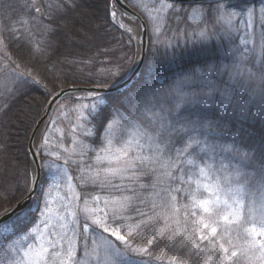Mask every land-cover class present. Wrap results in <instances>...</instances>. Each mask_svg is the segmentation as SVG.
I'll return each instance as SVG.
<instances>
[{"label":"snow or ice","instance_id":"obj_1","mask_svg":"<svg viewBox=\"0 0 264 264\" xmlns=\"http://www.w3.org/2000/svg\"><path fill=\"white\" fill-rule=\"evenodd\" d=\"M177 2L152 0L149 6L133 0V7L147 14L158 35L169 13L184 11L191 18L198 12L205 25L215 13L221 27H198L192 37L185 33V43L192 44V56L202 54L197 47L206 49L223 31L219 46L230 62L194 63L170 83L157 84L154 76L111 110L103 85L94 81L83 90L75 83L49 90V108L66 93H84L73 94V104L58 109L75 116L74 148H65V155L49 151L48 137L41 135L33 156L42 162L33 161L22 188L17 186L22 198L0 213V264H264V32L258 44L249 36L240 38L243 49L227 48L224 38L234 43L228 33L242 14L236 6L216 0L209 9L186 11ZM120 5L121 0H110L108 15L114 22L119 17L116 26L131 43L139 33ZM18 6L20 14L0 26V95L14 99L41 81L28 63L12 56L9 40L23 38L43 52L40 45L57 34L58 19L80 5L18 0ZM253 12L246 9L248 28ZM37 33L42 40L34 39ZM152 68L157 74L161 69L155 57ZM109 75L115 78L111 87L119 66ZM7 107L0 105V111ZM97 141L104 146L95 151L89 145ZM48 156L52 159H44ZM70 163L75 177L69 175ZM73 180L105 194L74 193L70 203L77 202L78 211L65 204L66 217L52 207L51 195ZM38 190L39 223L19 230L32 212L25 202ZM29 240L33 243L26 244Z\"/></svg>","mask_w":264,"mask_h":264},{"label":"trees","instance_id":"obj_2","mask_svg":"<svg viewBox=\"0 0 264 264\" xmlns=\"http://www.w3.org/2000/svg\"><path fill=\"white\" fill-rule=\"evenodd\" d=\"M17 1L15 0L11 4L12 10L1 11L4 18L2 26L10 23L9 17L14 19L15 15H19L22 11ZM126 1L129 4L133 2V0ZM233 1L237 2L238 7H241L249 2L257 3L259 0ZM215 3H177V8L186 11L209 9L214 7ZM78 4L79 7L69 10L67 16L58 19L57 23L60 27L57 34L48 37L45 44L40 45L45 49L43 52L34 51L33 46L23 38L9 40V52L14 58L28 63L41 83L25 89L27 95L20 98L14 99L7 94L0 97L3 101L0 105L8 106L6 111H0V213H3L5 209L12 208L17 200L22 198L17 186L22 188L25 173L30 172L28 143L33 128L51 100V96L48 94L49 90L54 89L55 92H59L61 87H71L73 83L76 86H91L89 81L109 87L108 85L115 79L109 75L110 71L115 72L119 66L120 76L116 79V83H118L128 74L135 62L136 46L134 41L129 43L128 35L123 33L108 15L110 0H78ZM213 16L212 13L207 17L208 22L205 25V21L199 17L198 12L193 13V20L187 18L184 11L179 14L169 13L167 26H163L164 36H166L164 46H166V42L177 41V37L180 38L179 43H172V47H168L167 50H164V47L159 49L157 44L153 43L152 38L148 36L146 61L134 86L123 95L105 94L110 100V110L118 106L123 98L131 96L146 82L152 83L154 76L156 79L162 78L163 81L170 83L176 72L191 67L194 63L229 61V58L223 55L225 48L219 46V35L213 38L212 44L206 49L201 50L197 47L196 52L201 53L202 51V54L195 56L189 52L192 49V44L185 43V33L192 37L194 30L198 27L212 26ZM214 26L217 28L218 24ZM34 39L40 41L43 37L37 33ZM223 43L229 48L224 41ZM154 57L161 64L158 74L152 68ZM106 80L108 84H105ZM44 84H47V88L43 87ZM64 102L73 104L72 98L61 100L47 121H50L54 111ZM256 127L259 125L257 124ZM102 146L103 143L100 141L95 144L90 143L91 148L99 149ZM40 162H42L41 156ZM70 166L75 177L77 171L71 164ZM76 183L81 195L100 192L98 188L91 186L84 188L78 181ZM37 202L40 203L39 190L29 204L32 208L31 214L19 226V230L36 223L39 213L33 209V205ZM161 247L162 245H156L157 250Z\"/></svg>","mask_w":264,"mask_h":264},{"label":"rangeland","instance_id":"obj_3","mask_svg":"<svg viewBox=\"0 0 264 264\" xmlns=\"http://www.w3.org/2000/svg\"><path fill=\"white\" fill-rule=\"evenodd\" d=\"M14 1L15 0H0V26H2V21L4 19L1 11L4 12V10L8 9V7H7L8 4H13ZM225 2L228 3L229 5L236 6V10L241 11V13H242L240 17H237L233 21L234 27L228 33V36L231 37V39L234 41V43H231L229 41V39L227 37H225L224 42L226 43V45H228L229 48L240 47L241 49H243L244 45L240 44V38L247 39L249 36H252L254 38V40L256 41V43L258 44L260 34L262 32H264V20H261V18H260V7L262 4H264V0H259L257 3L249 2L248 4L242 5L241 7H238L236 4L237 2H235L233 0H231V1L225 0ZM17 3H18V1H17ZM144 3H147V4H149V6H151L152 0H144ZM130 5L133 7V2H131ZM133 8L136 9L138 12H140V14H142L144 16L145 20L147 21L148 29H149L148 36H149V38H152L153 43L157 44L159 49H163V47H164V50L169 49L168 47L164 46V39L166 38V36H164L165 34L163 32V25L161 26L162 27V33L158 35L154 30L153 22L148 19L147 14L142 12L137 7H133ZM247 8H253L254 9L253 17H252V21H251V23H252L251 28L247 27V21H248V16L246 14ZM213 15L215 16V13H213ZM214 16H213V18H214ZM125 18H127V17H125ZM191 20H193L192 17H191ZM241 21H243V22H241ZM116 22H119V17H118V20ZM213 22H214L213 25L208 27L209 30H212L215 27L214 25H216V23H215L214 19H213ZM220 27H221V25L218 24L217 28H220ZM218 35L224 36V32L220 31ZM171 42L173 44H177V41H175V40H172ZM172 43H171V45H172ZM251 46L252 45H249V47H251ZM223 62H225V61H223ZM228 62H230V60L225 62V63H228ZM161 81H163L162 78L156 79L157 84H160ZM4 95H6V94L0 95V97H2ZM0 103H3L2 98H0ZM61 104H65L68 106L72 105V104L65 103V102L61 103ZM59 107H60V105L57 107V109L52 114L50 121H46L44 126L42 127V129H41V131L37 137L35 147L37 148V150H40V144L42 143V141L40 139L41 135L46 134L48 137V140H49V144L47 146L48 150L53 151V152H58L61 155H65V153H64L65 148L68 149L69 152H71L72 149L74 148L72 129H73L76 121H75L74 114H72L71 112H67V111H65V112L58 111ZM121 111H123V109H121ZM114 123H115V121H114ZM102 147H100V148H102ZM92 149H94L95 151L99 150V149H95V148H92ZM76 158L77 157L75 155H73V159H76ZM44 159L50 160V159H52V157L48 156V157H44ZM224 163L227 164L228 161L225 160ZM70 164L67 166V168H68L69 175L73 176ZM72 167H74V169L76 170L75 165H72ZM77 175H78V172H77ZM69 184L72 185L71 188H69V186H68ZM76 192H79L78 185H77L76 181L73 180V181H68L66 183H62L59 190H54L52 192L51 198L54 201L52 207L54 209L59 210L61 213L65 214L66 217H67V212L64 209L63 205L67 204L73 210L78 211V209L76 208L77 202L73 201L70 203V198ZM88 194L95 195V194L90 193V192ZM97 194L104 195L105 193L100 191ZM65 195H67L69 197V199H65L64 198ZM80 203L82 204V202H80ZM38 204H39L38 202L35 203L33 205V209H36ZM68 219L70 220V217H68ZM36 223L37 224L39 223V219H37ZM54 223H55V219H54ZM27 243H33V241L29 240L26 242V244Z\"/></svg>","mask_w":264,"mask_h":264},{"label":"water","instance_id":"obj_4","mask_svg":"<svg viewBox=\"0 0 264 264\" xmlns=\"http://www.w3.org/2000/svg\"><path fill=\"white\" fill-rule=\"evenodd\" d=\"M229 1V0H227ZM211 2H216V0H178L177 3L181 4H207ZM121 10L127 12V18H125L126 21H131L133 26L136 27L137 32L139 33V36L137 39H133L135 46H136V59L135 62L131 68V70L128 72V74L118 83L114 84L111 87H103L105 94H120L123 95L127 91H129L134 84L137 81V78L144 66L145 60H146V53H147V44H148V24L145 20V18L136 11L132 6H130L125 0H121ZM116 24L118 22H115ZM89 86H77V88L83 90L84 88ZM68 88H72L68 87ZM75 95H81L84 94L83 91H74L73 93H66L64 96H61L60 99H58L54 104H51V107L49 108V103L40 116L39 120L37 121L35 127L33 128V131L30 135L29 143H28V154H29V160H30V170L32 167H35V162H40V156L36 155L33 156V153H38L39 150L35 147V143L37 141V137L44 126V123L47 121L49 116L51 115L53 109L55 106L63 99L65 98H71V96ZM42 121V122H41ZM37 125H39L37 127ZM35 131V135H33V132ZM36 193L32 195V198L30 200H27L25 202V206H28Z\"/></svg>","mask_w":264,"mask_h":264},{"label":"bare ground","instance_id":"obj_5","mask_svg":"<svg viewBox=\"0 0 264 264\" xmlns=\"http://www.w3.org/2000/svg\"><path fill=\"white\" fill-rule=\"evenodd\" d=\"M5 96V95H4ZM49 103V102H48Z\"/></svg>","mask_w":264,"mask_h":264}]
</instances>
